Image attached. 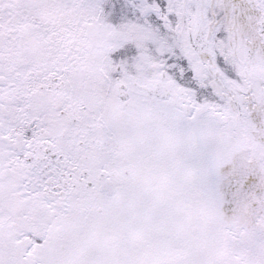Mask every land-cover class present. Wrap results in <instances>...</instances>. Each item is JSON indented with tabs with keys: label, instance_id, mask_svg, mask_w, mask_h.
I'll return each mask as SVG.
<instances>
[{
	"label": "snow or ice",
	"instance_id": "snow-or-ice-1",
	"mask_svg": "<svg viewBox=\"0 0 264 264\" xmlns=\"http://www.w3.org/2000/svg\"><path fill=\"white\" fill-rule=\"evenodd\" d=\"M0 264H264V0H0Z\"/></svg>",
	"mask_w": 264,
	"mask_h": 264
}]
</instances>
